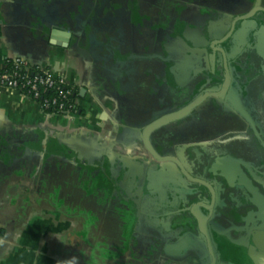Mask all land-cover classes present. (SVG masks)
I'll return each mask as SVG.
<instances>
[{
    "label": "crops",
    "instance_id": "0c3cea01",
    "mask_svg": "<svg viewBox=\"0 0 264 264\" xmlns=\"http://www.w3.org/2000/svg\"><path fill=\"white\" fill-rule=\"evenodd\" d=\"M105 2L0 0V67L20 58L78 91L75 114H52L0 86V264H264L253 5L237 2L228 35L218 0ZM53 23L68 48L47 44ZM171 176L207 190L176 193Z\"/></svg>",
    "mask_w": 264,
    "mask_h": 264
},
{
    "label": "built area",
    "instance_id": "2783aa9c",
    "mask_svg": "<svg viewBox=\"0 0 264 264\" xmlns=\"http://www.w3.org/2000/svg\"><path fill=\"white\" fill-rule=\"evenodd\" d=\"M10 63L14 69H25L27 73L18 74L16 71L9 73L7 71L0 73V86L16 89L24 95L30 97L34 101L39 98L42 92L48 89L54 88L57 90V95L51 99H45L42 103H38L42 111H58L65 112L71 107L68 104L67 96L73 91V85L66 88V85H70L66 82L62 76H54L48 69L39 67L32 69L28 66L27 62L20 58H8L4 61Z\"/></svg>",
    "mask_w": 264,
    "mask_h": 264
},
{
    "label": "flooded vegetation",
    "instance_id": "af4514ba",
    "mask_svg": "<svg viewBox=\"0 0 264 264\" xmlns=\"http://www.w3.org/2000/svg\"><path fill=\"white\" fill-rule=\"evenodd\" d=\"M95 2H97V1H99L100 2V4H105L106 2H105V0H94ZM112 1H119V0H109V3L110 2H112ZM121 1H128V0H121ZM149 1H153L155 4H158V6H157V8H159L160 10V12H161V6H160V4H161V2H162V0H141V5H142V8H143V10H142V12L144 13L145 12V10H146V8H147V3L149 2ZM253 0H247V1H244L243 2V0H218V3L215 5L216 6V8H218V12L221 14V16L225 19V22H228V30L227 31H229V33H228V35L229 34H231V33H233V31H234V28H233V24L235 25L236 24V22L237 21H235L234 23L231 21V20H229L228 21V19H226V18H228V16H230L231 17V15H233L235 12H236V9L238 8V7H236V6H238V5H236L237 4V2H241L239 5V10H245V9H250L251 8V6L253 5V7H252V12H251V14L254 16V17H256L257 18V20L259 21V20H261V21H259V24L260 25H264V0H260V2L258 3V4H256L255 5V7H254V2H252ZM259 1V0H258ZM200 2H202V0H198V3H200ZM251 4V5H250ZM106 5H108V6H110V4H106ZM147 12V11H146ZM168 12H170V10L168 11ZM100 15L101 16H103V14L102 13H100ZM230 19V18H229ZM227 20V21H226ZM168 27L170 28V27H172L173 28V30L176 32V33H179L181 30H182V25L180 24V23H178V19H177V15H174V16H171L170 15V18H169V20H168ZM253 26H251L250 28H252ZM254 28V27H253ZM227 31H226V33H227ZM226 33H224V35L226 34ZM215 35L216 34H218V32H215L214 33ZM223 35V36H224ZM217 45V44H216ZM249 61V63L250 64H252L253 63V61L252 60H248ZM208 110V109H207ZM209 110L206 112V114L208 115L209 114ZM202 121H205V122H208V120H204V119H201ZM217 145V147H218V143L216 144ZM203 149V148H202ZM232 152V151H231ZM194 153V152H193ZM210 153V151H208L206 148H204L203 149V151H201L200 149H199V152H198V150L196 151V154H197V156H198V158H197V156H196V161H198V160H200V161H206L207 160V154H209ZM214 156H218V148H217V151L215 152V154H214ZM244 170H245V172L248 174V175H250L251 174V172L249 171V168L248 167H244ZM251 176V175H250ZM140 179H142V178H140ZM171 179H177V180H179V181H181L180 179H178V178H176L175 176H171L170 177V179L169 180H171ZM142 182V184L144 183V180H142L141 181ZM141 182L139 183V185H141ZM183 184H185L186 185V187H188V188H190V189H196V191H195V193L194 194H189L188 196H194V195H197V196H200L201 194H203V193H205L206 192V188L205 187H202V186H191V185H187L186 183H184L183 181H181ZM141 188H140V186H139V190H140ZM235 192L236 193H238V191H236L235 190ZM234 194V193H233ZM185 195H187V194H185ZM198 200H201L200 198H197ZM216 220H218V206H216ZM149 224L151 225V226H153L154 228H159V226H161V225H157V223L156 222H154V221H152V220H150V222H149Z\"/></svg>",
    "mask_w": 264,
    "mask_h": 264
},
{
    "label": "water",
    "instance_id": "95a60500",
    "mask_svg": "<svg viewBox=\"0 0 264 264\" xmlns=\"http://www.w3.org/2000/svg\"><path fill=\"white\" fill-rule=\"evenodd\" d=\"M48 40L47 44L51 46H56V47H62V48H68L69 47V41H70V33L60 27L57 23H53L52 27L49 29H46V35H45ZM85 57V56H81ZM142 181V179H139V183ZM142 183V182H141ZM166 185L173 190L176 193L179 194H194L196 189H190L186 187L185 184H183L181 181L177 179H171L166 182ZM182 223L179 222L177 226H180Z\"/></svg>",
    "mask_w": 264,
    "mask_h": 264
},
{
    "label": "trees",
    "instance_id": "16d2710c",
    "mask_svg": "<svg viewBox=\"0 0 264 264\" xmlns=\"http://www.w3.org/2000/svg\"><path fill=\"white\" fill-rule=\"evenodd\" d=\"M34 70V68H32ZM4 71H7L9 73H12L13 71H16L18 74H23V73H27V70L25 69H14L10 63H5L4 67H0V73L1 72H4ZM70 86L72 85H66V88H69ZM73 87V91L70 95L67 96V100H68V104L71 105L70 108H68L67 111L63 112V113H70V114H75L76 111H77V107L75 105V99L77 98L78 96V91H77V88L75 86H72ZM24 90H23V94H24ZM57 95V90L54 89V88H51V89H48L47 91L45 92H42L41 95L39 96L38 99H36L37 102L39 103H42L45 99H51L52 97L56 96ZM47 113H52V114H60L61 112H58V111H45Z\"/></svg>",
    "mask_w": 264,
    "mask_h": 264
}]
</instances>
